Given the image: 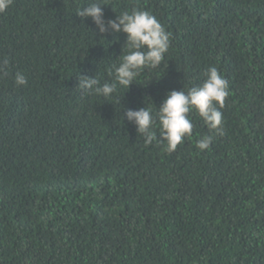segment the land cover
Returning a JSON list of instances; mask_svg holds the SVG:
<instances>
[{"label": "trees", "instance_id": "16d2710c", "mask_svg": "<svg viewBox=\"0 0 264 264\" xmlns=\"http://www.w3.org/2000/svg\"><path fill=\"white\" fill-rule=\"evenodd\" d=\"M102 2L105 19L147 9L171 34L162 64L107 101L79 77L111 81L127 34L97 35L83 0L0 12V264H264V0ZM212 66L228 81L222 133L193 109L168 152L158 120L146 144L123 118Z\"/></svg>", "mask_w": 264, "mask_h": 264}, {"label": "clouds", "instance_id": "9594fccd", "mask_svg": "<svg viewBox=\"0 0 264 264\" xmlns=\"http://www.w3.org/2000/svg\"><path fill=\"white\" fill-rule=\"evenodd\" d=\"M133 1L139 0H115ZM86 7L76 12L81 18H91L98 34L109 32L127 34L123 45L124 54L120 55L119 63L112 65L109 74L111 81L101 84L95 76L80 75L78 87L85 93L103 96L106 101L112 97L118 87L127 90L135 82L141 71L145 68H157L165 60V54L169 51L171 34L159 20V16L147 9H133L123 11L115 19H105L102 0H83ZM12 0H0V12L8 9ZM117 40L119 37L116 38ZM8 61L0 64V73L7 74L5 66ZM15 83L26 85L27 78L17 72ZM229 95L228 81L215 67H209L206 79L201 85L180 90H170L163 102L154 112L149 107L139 109L128 108L123 113L128 122L135 125L137 132L143 134L145 143L151 144L157 138L156 125L159 122V137L167 142L166 150L173 152L181 144L185 137L191 136L193 123L189 113L195 109L203 118L209 129L223 132V108L225 99ZM219 105V108L217 107ZM212 136H204L197 142L200 150H205L212 143Z\"/></svg>", "mask_w": 264, "mask_h": 264}]
</instances>
